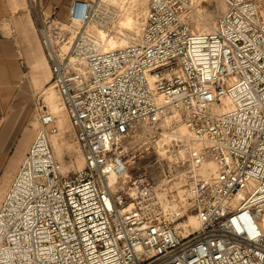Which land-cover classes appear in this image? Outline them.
<instances>
[{"label": "built area", "instance_id": "obj_1", "mask_svg": "<svg viewBox=\"0 0 264 264\" xmlns=\"http://www.w3.org/2000/svg\"><path fill=\"white\" fill-rule=\"evenodd\" d=\"M26 1L84 167L63 174L38 103L0 202V264H264L260 5L221 0L206 33L192 0H149L137 42L104 50L94 1L71 0L65 19ZM143 152L150 169L133 174Z\"/></svg>", "mask_w": 264, "mask_h": 264}, {"label": "rangeland", "instance_id": "obj_2", "mask_svg": "<svg viewBox=\"0 0 264 264\" xmlns=\"http://www.w3.org/2000/svg\"><path fill=\"white\" fill-rule=\"evenodd\" d=\"M42 1L45 7L58 5L60 10L58 17L65 19L70 0ZM105 1L109 3L110 11L109 13L100 12L98 14V19L99 25L101 24L108 32L106 40L108 42V48L111 49V39L115 41H127L129 43L128 46L131 45L133 41L137 39V36H135L131 29L132 27H138L139 29L142 27L145 21L146 12L148 11L149 0ZM252 1L260 5L264 11V0ZM193 2H195L196 12H194L195 10L192 8L191 13L189 14V22L191 23L192 30L194 32H211L217 18L224 12V3L221 0H193ZM22 4L24 6V14L27 16L29 22L34 28L36 44L35 46L30 47V44L28 42L25 43L24 41L21 47L24 61L23 70L26 75L24 76L22 83L20 82L18 88L19 95L16 102L22 103L24 115L20 120L17 129H15L14 132H11L8 136L9 139L6 140V152L9 156L8 164H13L15 161H18V165L21 163V160L24 157L38 127L35 121L36 105L38 103H45V87H49L51 84V76L46 73L44 63L47 64V62L38 39L35 26L33 25L34 23L32 22L33 18L29 11L28 3L26 0H22ZM22 14L23 12L20 11L12 18V22L16 25V28L19 27V16ZM38 49L41 52H39ZM28 56L42 57V60L37 59L33 64H31L28 62ZM49 101L51 106L55 109L59 108V111L56 109V112L58 113V121L56 125L59 129V133L52 139L56 156L62 164L64 175L76 173L84 167L83 155L76 142L73 130L70 127L66 116L61 111L58 94L53 89L49 91ZM45 104L47 105V103ZM181 133L185 134V130L182 129ZM159 152L162 153V150H159ZM142 156L137 159L133 174H139L150 169V163L153 156L147 155L146 153L145 156ZM17 168L15 169V172ZM15 172L11 174L9 182ZM192 228L195 230L196 224L192 225Z\"/></svg>", "mask_w": 264, "mask_h": 264}, {"label": "crops", "instance_id": "obj_3", "mask_svg": "<svg viewBox=\"0 0 264 264\" xmlns=\"http://www.w3.org/2000/svg\"><path fill=\"white\" fill-rule=\"evenodd\" d=\"M23 10L22 0H0V202L12 180L11 178L9 182L11 174L20 166L18 161L8 164L9 156L6 152V140L9 139L10 133L17 129L24 115L22 103L16 102L20 82L22 83L26 75L21 61L23 60L21 47L24 41L25 43L28 42L30 47L36 44L34 28ZM20 11L23 14L19 16V27L16 28L12 18ZM27 59L28 62L33 64L37 59L42 60V57L28 56ZM44 66L47 75L51 76L48 65L44 63Z\"/></svg>", "mask_w": 264, "mask_h": 264}, {"label": "bare ground", "instance_id": "obj_4", "mask_svg": "<svg viewBox=\"0 0 264 264\" xmlns=\"http://www.w3.org/2000/svg\"><path fill=\"white\" fill-rule=\"evenodd\" d=\"M94 2L97 5V11H98V13H100V12L109 13V11H110V7L109 6L110 5H109V3L107 1H105V0H95ZM192 8H193V10H195L194 12H196L195 2H193V0H192V4H191V11H192ZM224 8L226 9L225 6H224ZM225 9H224V11H225ZM191 11H190V13H191ZM146 15H147V12H146ZM145 18H146V16H145ZM131 31L135 34V36H137V39H135L133 41V43H132V44H134L138 40V36H139L140 29L138 27H136V28L135 27H132ZM88 32L96 39V41L99 44L102 45V47H103L104 50H117V49H123L125 47H128V44L129 43L127 41H119V40L118 41H115V40L111 39V41L109 40L110 41L111 49H109L108 48V42L106 41L107 40V37H108V32L106 31V29L102 25H99L98 22H93L92 24H90V26L88 27ZM44 57H45V55H44ZM47 65H48V63H47ZM48 68H49V65H48ZM49 71H50V69H49ZM50 74H51V72H50ZM51 78H52V75H51ZM51 89L55 90V88L53 87V84L52 83L50 84L49 87H46L45 88V91H44L45 103H47L48 106L44 102L43 103L49 108L50 112L55 116V118H56V124H57V121H58V113L56 112V109H57V111H59V108H56L55 109L50 104V101H49V91ZM57 94H58L59 103H60V106H61V111L66 116V118L68 120V123H69L70 127L72 128L71 123H70V120H69V117H68V115H67V113L65 111V108L63 106L62 98H61V96L59 95L58 92H57ZM182 129L185 130V134L184 133L183 134L186 135L187 134V130L185 128H182ZM72 130H73V128H72ZM58 133H59V129H58ZM57 134H55V135H57ZM55 135H53L51 137V141H52V139H53V137ZM52 145H53V142H52ZM159 150H161V147L158 148V151ZM209 167L213 171H215V167L213 165H210ZM62 172H63V167H62ZM194 224H196V229L195 230H193V228H192V225H194ZM179 225H180L181 228H183V229L186 230V233L193 232V231H196L198 229V223H197L195 217H190L189 218V221L182 222Z\"/></svg>", "mask_w": 264, "mask_h": 264}]
</instances>
